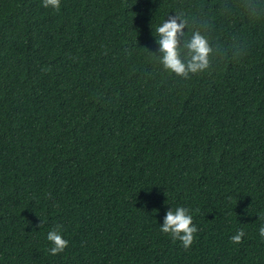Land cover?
Segmentation results:
<instances>
[{"label":"trees","instance_id":"obj_1","mask_svg":"<svg viewBox=\"0 0 264 264\" xmlns=\"http://www.w3.org/2000/svg\"><path fill=\"white\" fill-rule=\"evenodd\" d=\"M169 16L203 73L160 63ZM261 215L264 0H0V264H264Z\"/></svg>","mask_w":264,"mask_h":264},{"label":"clouds","instance_id":"obj_2","mask_svg":"<svg viewBox=\"0 0 264 264\" xmlns=\"http://www.w3.org/2000/svg\"><path fill=\"white\" fill-rule=\"evenodd\" d=\"M42 6L51 7L55 10L60 8V0H42ZM185 21L178 16L169 18L159 24L156 29L158 51L161 54L160 63L163 68L182 78H189L190 74L203 73L209 68V54L212 49L208 40L199 32H194L191 38L183 44L187 50V57L181 58L180 37L184 35ZM264 221V215L258 217ZM60 225H56L47 233V240L52 244L49 249L50 254L56 255L68 246V240L64 239L60 233ZM160 231L168 234L173 240H178L183 248L188 249L194 240V234L198 231L193 224L192 215L184 207H177L175 210L169 208L164 215ZM245 235L243 230H239L230 239L233 243L239 244ZM259 235L264 239V223L259 227Z\"/></svg>","mask_w":264,"mask_h":264}]
</instances>
